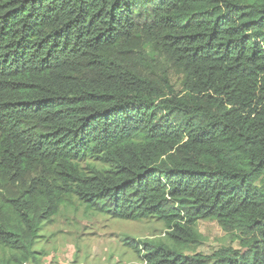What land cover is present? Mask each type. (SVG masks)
I'll return each mask as SVG.
<instances>
[{"label": "trees", "instance_id": "16d2710c", "mask_svg": "<svg viewBox=\"0 0 264 264\" xmlns=\"http://www.w3.org/2000/svg\"><path fill=\"white\" fill-rule=\"evenodd\" d=\"M80 208L160 221L143 264H264V0H0V264Z\"/></svg>", "mask_w": 264, "mask_h": 264}, {"label": "rangeland", "instance_id": "374dc122", "mask_svg": "<svg viewBox=\"0 0 264 264\" xmlns=\"http://www.w3.org/2000/svg\"><path fill=\"white\" fill-rule=\"evenodd\" d=\"M196 228L200 243L190 246L197 251L211 254L223 245L239 247L238 240L234 241L215 220H199ZM165 229L155 220H118L108 215H88L82 208L62 212L45 227L46 237L37 246L45 255L37 264H143L135 251L124 244L123 236L136 240L164 238Z\"/></svg>", "mask_w": 264, "mask_h": 264}]
</instances>
